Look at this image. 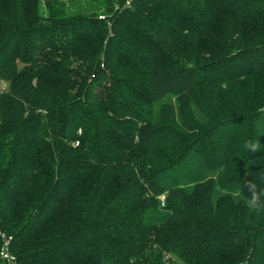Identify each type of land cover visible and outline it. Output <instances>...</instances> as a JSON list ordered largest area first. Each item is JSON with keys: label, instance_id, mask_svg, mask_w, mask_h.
Returning a JSON list of instances; mask_svg holds the SVG:
<instances>
[{"label": "trees", "instance_id": "trees-1", "mask_svg": "<svg viewBox=\"0 0 264 264\" xmlns=\"http://www.w3.org/2000/svg\"><path fill=\"white\" fill-rule=\"evenodd\" d=\"M245 178L264 0H0V264H264Z\"/></svg>", "mask_w": 264, "mask_h": 264}, {"label": "clouds", "instance_id": "clouds-1", "mask_svg": "<svg viewBox=\"0 0 264 264\" xmlns=\"http://www.w3.org/2000/svg\"><path fill=\"white\" fill-rule=\"evenodd\" d=\"M261 148L260 142L252 139H245L241 144V149L249 153L259 151ZM245 191L247 195H243ZM235 199L238 202L243 200L250 214L264 213V188L259 187L253 180L246 178L243 180L242 189L239 190Z\"/></svg>", "mask_w": 264, "mask_h": 264}, {"label": "built area", "instance_id": "built-area-1", "mask_svg": "<svg viewBox=\"0 0 264 264\" xmlns=\"http://www.w3.org/2000/svg\"><path fill=\"white\" fill-rule=\"evenodd\" d=\"M162 200H164V197L161 198ZM8 243V242H7ZM7 243H5V247L4 249L2 250L1 252V257L6 259L7 261L11 262V263H14L15 262V257L11 256L8 251H7Z\"/></svg>", "mask_w": 264, "mask_h": 264}]
</instances>
